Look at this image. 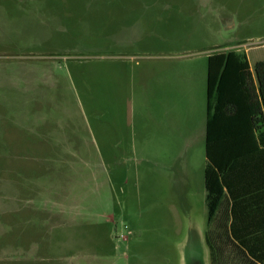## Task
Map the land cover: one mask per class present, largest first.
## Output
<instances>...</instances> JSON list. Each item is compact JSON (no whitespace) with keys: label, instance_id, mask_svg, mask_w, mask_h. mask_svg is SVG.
<instances>
[{"label":"rangeland","instance_id":"1","mask_svg":"<svg viewBox=\"0 0 264 264\" xmlns=\"http://www.w3.org/2000/svg\"><path fill=\"white\" fill-rule=\"evenodd\" d=\"M239 41L264 59V0H0V264H210L207 220L150 187L151 158L174 152L150 84L175 66L195 81ZM191 207L204 218L201 190Z\"/></svg>","mask_w":264,"mask_h":264},{"label":"crops","instance_id":"2","mask_svg":"<svg viewBox=\"0 0 264 264\" xmlns=\"http://www.w3.org/2000/svg\"><path fill=\"white\" fill-rule=\"evenodd\" d=\"M229 24V28H231L232 21ZM236 44L238 45L234 48L237 49L234 51L247 56L257 87L254 66L264 59L261 56H250L249 48L243 50L247 43L239 41ZM222 52L223 50H217L205 57L201 71L200 68L197 71L198 76L195 81L190 75L192 71L189 68L175 66L174 68L165 67L163 70H156L153 75L155 79L150 84V91L160 92L162 88L164 89V139L167 145L174 147V152H168L163 159L159 156L151 158L153 170L150 176V187L156 189L158 188L156 186L163 182L167 204L189 205L188 219L207 220L205 226L195 225L194 227L199 239L205 238V243L207 234L229 235L233 220L245 222L244 228L246 231H250L244 233L246 236H255L257 232L260 235L264 234V154L259 132L252 123L251 103L245 87L232 86V93L227 95L228 103L217 113L213 120L211 134L210 131L208 134L209 58L215 53ZM159 110L161 109H158L157 102L150 103V111L154 114V130L155 125L160 126V123L162 125ZM155 136L158 137L157 134ZM200 146H202L201 166ZM166 149L168 150L169 147ZM194 156L195 160L191 161L190 158ZM210 162L215 164L220 180H225L224 194L212 224L209 223L208 190L205 175ZM194 190H196V194ZM200 190L202 191V217L204 215V218L199 217L191 207L194 204H200ZM195 196L198 198H194ZM57 199L59 200L56 202V206L61 207L63 211L64 206H67L68 211L70 208L76 210L77 206L82 204V200L79 199L74 202L66 197ZM233 206L237 207L236 216L232 213ZM53 214L49 213L47 221L41 223L44 228L50 222H55V226H59L58 217L64 214L62 211L57 217ZM111 221H113V217ZM114 239L116 238L114 237ZM114 239H111L112 249L118 255L119 242L121 241L115 242ZM49 250V248L47 250L44 248L43 252L49 253ZM8 251L10 252L9 247L5 251L0 250V253L8 255ZM45 258L51 259L47 254L44 255L43 259Z\"/></svg>","mask_w":264,"mask_h":264},{"label":"trees","instance_id":"3","mask_svg":"<svg viewBox=\"0 0 264 264\" xmlns=\"http://www.w3.org/2000/svg\"><path fill=\"white\" fill-rule=\"evenodd\" d=\"M254 73L258 83L257 87L246 55L239 54L234 50L211 55L207 89L208 134L209 131L211 134V127L217 113L228 103L227 95L232 93V86L245 87L251 103L252 123L259 132L264 154V61L255 64ZM216 169L215 164L210 162L205 171L210 224L213 223V217L224 194L225 180H220V175ZM235 210L237 207L233 206L232 213L234 216H236ZM245 225L242 220H233L229 235H206L211 264H264V234L260 235L257 232L255 236H246L244 233L250 231H246Z\"/></svg>","mask_w":264,"mask_h":264},{"label":"built area","instance_id":"4","mask_svg":"<svg viewBox=\"0 0 264 264\" xmlns=\"http://www.w3.org/2000/svg\"><path fill=\"white\" fill-rule=\"evenodd\" d=\"M128 227L125 226L122 230H118V228L115 229L116 233V240L117 241H128V235H127Z\"/></svg>","mask_w":264,"mask_h":264},{"label":"flooded vegetation","instance_id":"5","mask_svg":"<svg viewBox=\"0 0 264 264\" xmlns=\"http://www.w3.org/2000/svg\"><path fill=\"white\" fill-rule=\"evenodd\" d=\"M196 257V255H193L190 261L185 264H207L203 257H200V260H197L198 257ZM209 263L211 264V259H209Z\"/></svg>","mask_w":264,"mask_h":264}]
</instances>
